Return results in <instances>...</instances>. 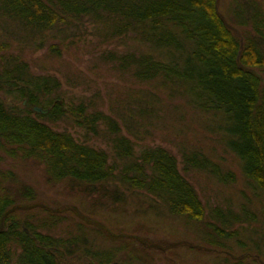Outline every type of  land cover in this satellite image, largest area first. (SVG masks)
Listing matches in <instances>:
<instances>
[{
	"label": "trees",
	"instance_id": "1",
	"mask_svg": "<svg viewBox=\"0 0 264 264\" xmlns=\"http://www.w3.org/2000/svg\"><path fill=\"white\" fill-rule=\"evenodd\" d=\"M86 25L95 31L100 62L143 89H129L110 102L111 108L94 98H67L56 76L38 73L34 60L22 59L23 51L8 52L12 45L0 42V52H6L0 53V264H72L76 256L89 258V264H155L143 253L146 248L140 246L143 252L134 256L126 241H112L82 219L74 226L81 237L43 234L61 225L64 213L34 208L23 211L32 216L24 221L20 211L3 217L12 207L35 203V191L17 179L14 166L3 168L9 162L33 159L48 185L71 181L75 189L96 188L104 197H110L109 186L122 203L126 192L143 193L172 215L201 221L204 206L184 173L204 169L223 177L201 152L181 148L178 159L162 146H139L147 132L139 135L132 122L157 115L153 88L159 96L169 95L174 114L177 92L195 110L213 115L216 133L239 160L247 187L264 199V0H229V5L224 0H0L2 35L17 30L32 55L42 50L47 58L60 56V48L82 35ZM67 119L84 131L83 140L52 127ZM94 137L110 152L92 146ZM36 211L45 214L38 228L32 221ZM210 213L222 218L221 224L208 225L218 238L224 232L220 226L256 220L245 207L239 214ZM90 230L107 245H92L84 232ZM255 238L250 244L238 241L236 250L244 257L233 264H264V235ZM221 249L233 255L224 245Z\"/></svg>",
	"mask_w": 264,
	"mask_h": 264
},
{
	"label": "rangeland",
	"instance_id": "2",
	"mask_svg": "<svg viewBox=\"0 0 264 264\" xmlns=\"http://www.w3.org/2000/svg\"><path fill=\"white\" fill-rule=\"evenodd\" d=\"M224 1L225 5H229V0ZM218 2L220 5L221 1ZM233 31L240 35L239 30ZM2 33L0 29V42L7 39L6 42L12 45L8 52L18 54V50L23 51L22 59L34 60L35 70L38 73L56 76L67 98L74 97V100L83 98L86 101L94 98L95 101L102 102L106 108H111L110 102L120 101L129 89L136 91L143 89L136 82L113 72L109 65L100 62V52L95 51L97 41L92 37L95 31L91 25H86L85 32L82 35L77 34L76 41L69 40L66 48H60L61 55L53 58H47L42 50L32 55L30 46L27 47L24 40L21 41L17 30H14V36L10 33L8 37H5ZM0 53L6 54V52ZM149 92L156 97L158 111L153 119L148 117L132 122L138 125L139 135L145 130L147 132L146 142L143 145L140 143L139 146H162L178 159L181 148L189 151L188 153L201 152L211 162L212 166L209 167L217 168L220 177H223L219 180L217 175L204 169L184 173L196 189L204 206L205 212L201 221H190L186 216L172 215L167 212V208L153 201L152 197L140 192L141 196L147 199L142 198L137 201L141 197L139 194L126 192L127 199L125 203H122L121 199L114 198L113 188L109 186L110 192L107 196L110 197H104L95 194L99 191L96 188H92L91 191L83 187L75 189L71 181L48 185L43 167L37 165L33 159L22 160L20 163H10L8 159H3L9 162L3 168L14 166L16 176L19 177L17 179L35 191V203L25 205H36L35 208H45L65 214L63 215L65 218L63 216L60 218L61 225L49 229L50 231H43L45 232L43 234L55 235L63 240L72 238L75 233L81 237L82 235H79L81 232L74 227L76 219H81L74 210L77 209L79 213L98 222L116 235L140 237L147 244L155 245L156 247L148 248L133 239L126 240V244L133 248L130 250L134 256H137V251L143 252L140 250L142 246L147 249L143 253L155 264H222L223 261L226 262L225 264H233L236 259L244 257L241 249L236 250L235 247L239 240L250 244L252 239L257 240L256 235H264V199L262 196L254 195L247 187L239 160L225 149L220 132L219 135L216 133L218 128L213 115L195 110L183 98L181 99L177 92H174V100L179 105V111L174 114L169 111L172 102L169 95L165 94L166 92H162L160 96L157 88ZM13 104L18 103L13 101ZM120 112V108H117L116 114ZM52 127L57 131H69L71 134L76 132L77 136L83 140L84 131L77 130L70 119L58 122ZM89 142L96 148L110 152L107 143L101 138L94 137ZM241 207H245L256 220L251 223L231 222L225 227L226 229L220 226L224 232L223 234L219 232V238L216 237L217 234L209 230L210 222L211 225H216L221 224L222 220L220 217L214 218L210 213L212 210L220 209L222 213L231 211L233 214H239ZM29 210L31 209L15 211H20L18 218L24 221L32 217L23 212ZM33 217L35 219L32 221L36 222L38 228L43 224L45 214L42 211H36ZM84 232L92 237V245L100 247L107 245L105 239L95 235L92 230ZM104 233L109 238L105 231ZM231 234L234 237L229 239L228 235ZM212 243H216L219 248L211 245ZM170 245L175 246L168 248ZM223 245L233 253L232 256L222 254ZM125 258H128L127 255ZM89 262V258L85 260L76 256L72 264H89ZM91 264L95 262L91 261Z\"/></svg>",
	"mask_w": 264,
	"mask_h": 264
},
{
	"label": "water",
	"instance_id": "3",
	"mask_svg": "<svg viewBox=\"0 0 264 264\" xmlns=\"http://www.w3.org/2000/svg\"><path fill=\"white\" fill-rule=\"evenodd\" d=\"M34 111L36 113H39V114H45L46 113V111H43L42 109L37 108V107L34 108ZM35 207H36V205H29V206L28 205H21V206H15V207H12L11 209H9L5 213V215L3 217H6L7 214H9L11 212H14L15 210H19V209L26 210V209H32V208H35ZM74 210L76 211L77 216L80 217L87 224L97 225L100 228H102L108 234L109 238L112 239V240H122V241H124L126 239L132 238L134 241H136L138 243H141L143 245H146L147 244L146 241L142 240L139 237H128V236H125V235H115V234L111 233L108 229H106L104 226H102L101 224H99L98 222H96V221H94L92 219H89V218L83 216L81 213H79V211L77 209H74ZM153 247H156V246L155 245H148V248H153ZM171 247H172V245H171ZM168 248H169V246H168Z\"/></svg>",
	"mask_w": 264,
	"mask_h": 264
}]
</instances>
